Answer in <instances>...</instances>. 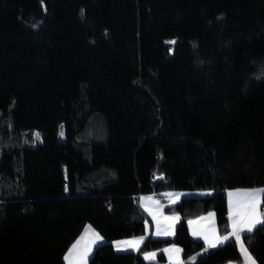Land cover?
<instances>
[{"label": "trees", "instance_id": "1", "mask_svg": "<svg viewBox=\"0 0 264 264\" xmlns=\"http://www.w3.org/2000/svg\"><path fill=\"white\" fill-rule=\"evenodd\" d=\"M263 185L264 0H0V264H63L85 223L104 239L87 264H164L140 254L166 244L238 263L186 219L211 210L223 234L225 190ZM172 191L210 194L165 206L171 237L145 235L138 196ZM241 240L264 264V226Z\"/></svg>", "mask_w": 264, "mask_h": 264}, {"label": "crops", "instance_id": "2", "mask_svg": "<svg viewBox=\"0 0 264 264\" xmlns=\"http://www.w3.org/2000/svg\"><path fill=\"white\" fill-rule=\"evenodd\" d=\"M253 189H264L263 186L256 187H238V188H228L225 190V208L227 214L228 229L225 233L219 234L216 229L215 216L213 211L209 210L198 215L189 217L186 219V228L190 238L194 240L201 241L206 247H210L207 241L215 242L218 237L228 236V239H232L235 242L237 250L240 255V262L238 263H227V264H250L246 260L245 253L242 251L241 244L244 246L241 235L243 233L249 232L246 228L243 231H240V241L238 242L235 235H230L233 231V221H238L237 228H240V222L247 223L252 217L245 215L244 205L248 201V197L244 196L243 193L248 190ZM229 193H233L230 197ZM210 194L208 191H172L164 192L158 195L146 194L138 196V203L141 209L146 214L148 220L144 223V234L149 235L153 238H164L171 237L174 232V227L179 219V215L175 212L165 211V206L169 204L176 203L181 197H191V196H201ZM262 195L257 196L256 200L258 201L256 206V212L254 214L255 218H261V213L259 210L260 198ZM209 213L212 215L209 216ZM157 231L161 234L157 235ZM168 232L170 234H164ZM99 235L97 231L91 227L89 224L85 223L77 236L72 240L67 249L65 250L62 259L63 264H87V260L92 253L94 246L98 243L104 241V239L97 240L96 236ZM144 235H136L129 237L116 238L110 241L112 248L116 252H127L135 251L136 248L129 247L126 244H120L118 249L117 243L124 241H138L140 237ZM226 241V240H225ZM221 243H217L219 245ZM75 245V248L73 247ZM90 248V251H89ZM179 249V251H175ZM71 250V251H70ZM247 250V249H246ZM87 252V255H85ZM161 252L165 258L164 264H184V261L180 256V248L175 244H166L157 250H150L142 252L140 255L145 261H154L155 256ZM155 254L153 258L146 259V255ZM249 256L250 253L247 251ZM68 259H65V257ZM252 257V256H251ZM252 260L253 257H252ZM255 261V260H254ZM256 264V263H255Z\"/></svg>", "mask_w": 264, "mask_h": 264}, {"label": "snow or ice", "instance_id": "3", "mask_svg": "<svg viewBox=\"0 0 264 264\" xmlns=\"http://www.w3.org/2000/svg\"><path fill=\"white\" fill-rule=\"evenodd\" d=\"M174 43V41L172 42ZM63 133H61L62 135ZM36 137L39 138V133H35ZM233 195V193H229V196L231 197ZM244 196L248 197V201L246 202V204L244 205L246 211H245V215H248L249 217H252L250 219L249 222L247 223H243V222H240V228L238 229L237 228V223L238 221H233V231L232 233H230V235H235L236 236V239L237 241L239 242L240 241V234L239 232L240 231H243L245 228L247 231L251 232L253 230V228L257 225H260V226H264V218H255L254 214L256 212V206H257V203L258 201L256 200L257 196H260V195H264V189H253V190H248L246 192L243 193ZM212 214L209 213V216H211ZM157 235H160L161 233L159 231H157L156 233ZM164 234H170L168 232H165ZM96 239L99 240V239H102L101 237H99V235L96 236ZM228 239V236H224V237H218L215 242H212V241H207V243H209V246L210 247H216L217 243H223L225 240ZM144 241V237H140L138 241H124V242H118L117 243V247L119 249L120 247V244H126L128 245L129 247H134L136 249L139 248V245L141 243H143ZM73 247L75 248V245H73ZM241 248H242V251H244L245 253V257H246V260L250 262V264H255V261L252 260V257L249 256L247 254V250L243 248V245L241 244ZM71 251V250H70ZM89 251H90V248H89ZM175 251H179V249H175ZM85 255H87V252H85ZM154 253L153 254H149V255H146V259H150V258H153L154 257ZM65 259H68V257L66 256Z\"/></svg>", "mask_w": 264, "mask_h": 264}, {"label": "rangeland", "instance_id": "4", "mask_svg": "<svg viewBox=\"0 0 264 264\" xmlns=\"http://www.w3.org/2000/svg\"><path fill=\"white\" fill-rule=\"evenodd\" d=\"M94 118H93V121L91 122V124L85 130L84 135L88 139L93 137V139L99 140V138L101 137V128H100V124H99L100 120L96 117H94Z\"/></svg>", "mask_w": 264, "mask_h": 264}]
</instances>
